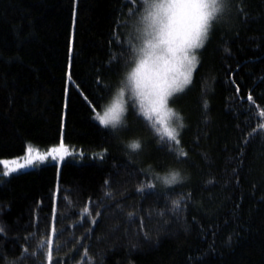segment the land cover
Returning <instances> with one entry per match:
<instances>
[{"label": "trees", "instance_id": "1", "mask_svg": "<svg viewBox=\"0 0 264 264\" xmlns=\"http://www.w3.org/2000/svg\"><path fill=\"white\" fill-rule=\"evenodd\" d=\"M143 14L142 0H0V160L69 151L0 183V264H47L53 226V264H264V0H227L175 95L178 146L131 106L116 129L95 119L134 67Z\"/></svg>", "mask_w": 264, "mask_h": 264}, {"label": "snow or ice", "instance_id": "2", "mask_svg": "<svg viewBox=\"0 0 264 264\" xmlns=\"http://www.w3.org/2000/svg\"><path fill=\"white\" fill-rule=\"evenodd\" d=\"M226 3L227 0H142L144 13L147 14L141 17L140 23L147 22L143 31L147 34L150 30V40L160 46L159 51L154 53L149 50L141 59L134 61V67L118 96L113 98L108 107L103 108L102 114L100 111L95 113L99 124L111 126L112 129L122 126L131 106L134 114L149 122L147 126L159 134L161 143L178 146L179 133L174 125L179 122L181 129L184 125L182 118L169 107L170 98L183 93L192 83L194 70L199 63L195 50L205 46L213 24L221 18ZM137 31L140 33L141 27ZM145 43L147 45L149 41ZM248 100H252L250 95ZM259 128L264 129V123L260 124ZM127 147L136 151L141 148V144L133 143ZM169 151L176 154L177 159L185 155L183 152L176 153L175 148ZM68 154L62 142L59 148H52L43 154L29 146L23 163L18 160L0 161L7 169L0 170V176L20 173L21 170L49 157L56 159L59 156L62 160ZM156 179L171 186L177 184L181 178L178 172H172L162 177L157 176ZM153 188L154 186L149 184L138 188L137 192L143 195L146 189L151 191ZM105 195L110 196V193ZM80 215L87 218L91 212L85 208ZM129 218L131 219V214ZM96 222L95 219L90 221L92 224ZM55 236L56 228L53 226L50 237L38 242V248L45 255L47 264H53ZM26 254L28 253L25 249L21 253V259Z\"/></svg>", "mask_w": 264, "mask_h": 264}, {"label": "clouds", "instance_id": "3", "mask_svg": "<svg viewBox=\"0 0 264 264\" xmlns=\"http://www.w3.org/2000/svg\"><path fill=\"white\" fill-rule=\"evenodd\" d=\"M146 14L147 13L145 12L143 15H146ZM146 23L147 22H144L141 24L142 25L141 26L142 31L140 32V35H139V43L135 46V48L133 50V60L134 61L141 59L145 55V53L148 52L149 50H151L154 53L159 51L160 46L155 44V42H152L150 40V36H151L150 30L147 34H145V32L143 31ZM146 41H149V43L147 45L145 43ZM160 55L162 57L163 53L161 52ZM131 71H132V68L128 72L125 73V79L126 80H127L128 76L130 75ZM120 89L121 88H117V90L115 92V96H118ZM109 105H107L106 107H108ZM138 142L139 141H137V140H132V141H129L128 145L133 144V143H138Z\"/></svg>", "mask_w": 264, "mask_h": 264}, {"label": "rangeland", "instance_id": "4", "mask_svg": "<svg viewBox=\"0 0 264 264\" xmlns=\"http://www.w3.org/2000/svg\"><path fill=\"white\" fill-rule=\"evenodd\" d=\"M143 16V15H142ZM141 16V17H142ZM139 20V25L140 26H142L141 25V23H140V20H141V18H139L138 19ZM135 31L138 33V34H136V32H134V34H133V38L135 39V41L137 42V44L139 43V35H140V33L137 31V29L135 28ZM135 46L136 45H134L133 47L135 48ZM197 52H198V50H195V54L197 55ZM115 97V96H114ZM114 97H112V99L110 100V102L109 103H107L106 104V106L107 105H109L111 102H112V100H113V98ZM176 99H177V97L175 96V97H173V98H170V101H169V107H171L175 112H177V109H176V106L174 105V102L173 101H176ZM106 106L104 107V108H106ZM101 114H102V111H101ZM178 114V113H177ZM179 116V115H178ZM126 121H127V119H125L124 121H123V123L125 124L126 123ZM174 126H176L177 127V132L178 133H180V130H181V128L179 127V122H176L175 123V125ZM61 146V145H60ZM59 145H57V146H53V147H51V148H49L48 150H39V149H37V148H33L34 150H36V151H39L40 153H46V152H48V151H50L52 148H59L60 147ZM64 149L69 153V151L64 147ZM66 156V155H65ZM64 156V157H65ZM56 159H58V160H61L60 158H59V156H57V158ZM56 159H52L51 157H49L48 159H46L45 161H43V162H37L36 164H34L33 166H31V167H28V168H26V169H23V170H27V169H31V168H35V167H37V166H40V165H42V164H44V163H47V162H50V161H54V160H56ZM20 163H23L24 161H23V158L22 159H17ZM1 161V160H0ZM12 161V160H11ZM14 166V165H13ZM0 170H2V171H7V169L2 165V164H0ZM23 170H21V171H23ZM12 175V174H11ZM10 176V175H9ZM9 176H0V183L1 182H3L6 178H8Z\"/></svg>", "mask_w": 264, "mask_h": 264}]
</instances>
